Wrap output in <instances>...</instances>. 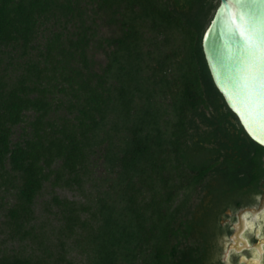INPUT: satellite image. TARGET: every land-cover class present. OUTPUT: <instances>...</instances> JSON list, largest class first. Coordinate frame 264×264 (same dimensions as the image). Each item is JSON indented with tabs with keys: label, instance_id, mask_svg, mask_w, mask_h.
I'll return each instance as SVG.
<instances>
[{
	"label": "trees",
	"instance_id": "1",
	"mask_svg": "<svg viewBox=\"0 0 264 264\" xmlns=\"http://www.w3.org/2000/svg\"><path fill=\"white\" fill-rule=\"evenodd\" d=\"M218 2L0 0V264H198L187 203L214 152L189 138L264 152L203 57Z\"/></svg>",
	"mask_w": 264,
	"mask_h": 264
},
{
	"label": "flooded vegetation",
	"instance_id": "2",
	"mask_svg": "<svg viewBox=\"0 0 264 264\" xmlns=\"http://www.w3.org/2000/svg\"><path fill=\"white\" fill-rule=\"evenodd\" d=\"M244 138L190 137L187 142L192 148L201 141L214 152L211 170L187 203L186 243L195 246L198 264H264V152L260 164L252 165L253 151Z\"/></svg>",
	"mask_w": 264,
	"mask_h": 264
},
{
	"label": "water",
	"instance_id": "3",
	"mask_svg": "<svg viewBox=\"0 0 264 264\" xmlns=\"http://www.w3.org/2000/svg\"><path fill=\"white\" fill-rule=\"evenodd\" d=\"M201 37L211 80L245 134L264 148V0H218Z\"/></svg>",
	"mask_w": 264,
	"mask_h": 264
},
{
	"label": "rangeland",
	"instance_id": "4",
	"mask_svg": "<svg viewBox=\"0 0 264 264\" xmlns=\"http://www.w3.org/2000/svg\"><path fill=\"white\" fill-rule=\"evenodd\" d=\"M98 28V32H97V35H96V38H99V37H108L110 35V28L108 27H97ZM95 60L98 62V63H101L103 64L104 61H105V57H104V54L97 50L95 52ZM98 67V66H97ZM96 67V68H97ZM26 115H28L29 117H31V113H27ZM21 127H17L15 129V132H14V135H13V138L14 139H17L19 137V135L21 134ZM95 161H94V164L92 165V176L95 178V179H98L102 173H103V169H102V166L100 164V160H98L96 157L94 158ZM48 191V190H47ZM54 192L60 196V197H67L69 199H72V198H77V199H80L79 195L77 194H74L72 193L71 191L69 190H66V189H61V188H56L54 190ZM194 196V191L190 192L189 194V200H191ZM183 196H182V193L179 195V198H178V201L179 199H181ZM48 199V194L45 193L44 195L40 196L37 198L36 200V211L37 213L41 211V208H42V204L44 201H46ZM7 200H11V198H8ZM1 219V218H0Z\"/></svg>",
	"mask_w": 264,
	"mask_h": 264
}]
</instances>
